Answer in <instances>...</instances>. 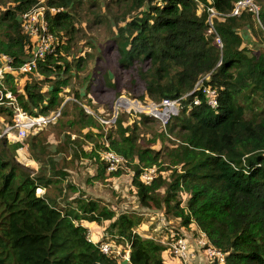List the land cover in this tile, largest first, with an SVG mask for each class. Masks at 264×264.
<instances>
[{
    "label": "trees",
    "instance_id": "1",
    "mask_svg": "<svg viewBox=\"0 0 264 264\" xmlns=\"http://www.w3.org/2000/svg\"><path fill=\"white\" fill-rule=\"evenodd\" d=\"M38 1L13 0L12 7L0 12V53L12 56L16 65L31 54L32 40L23 29L22 13ZM81 1H45L64 8L50 17L55 50L38 61L21 87L18 81L25 75L7 79L18 105L31 115L58 110L60 117L67 114L70 100L63 104L62 91L85 59L79 55L68 60L76 31L69 9ZM121 1L124 10L114 15L117 28L111 39L120 66L132 68L144 82L139 100L182 97L180 111L165 127L143 112H132L135 120L129 122L124 111L114 121L117 135L88 131L83 138L73 137L69 127H97V118L79 104V116L71 118L67 128L61 127L64 139L55 149L42 131L30 133L24 142L0 136V264H119L115 253L101 249L102 243L113 241L131 243L129 264H173L163 259V245L133 233L142 222L139 213L118 214L80 192L74 205L59 202L68 189L77 190L68 179V154L74 167L80 165L79 154L97 164L93 178L108 180L122 174L123 170L107 172L102 158L107 149L128 159L134 172L130 190L142 210H164L169 221L188 231L195 225L212 246L229 254L226 264H264V47L247 45L243 33L250 29L260 37L255 42L264 45V0H259L261 23L248 10L231 15L240 0L116 2ZM209 8L224 14L213 17L212 33H208ZM103 20L108 15L97 14L94 21ZM207 90L218 93L217 108L207 103ZM70 92L71 101L78 103V91ZM195 98L201 99L200 104L194 103ZM12 117L13 108L0 104V120L7 121L0 135ZM86 138L95 145L84 149ZM24 146L38 164L34 172L18 159ZM151 166H157L160 174L145 184L139 175ZM63 181L65 185L57 187ZM50 184L59 193L49 192ZM38 188L46 191L37 193ZM184 193L188 198L183 205ZM106 221L111 238L97 244L90 241L88 225Z\"/></svg>",
    "mask_w": 264,
    "mask_h": 264
},
{
    "label": "rangeland",
    "instance_id": "2",
    "mask_svg": "<svg viewBox=\"0 0 264 264\" xmlns=\"http://www.w3.org/2000/svg\"><path fill=\"white\" fill-rule=\"evenodd\" d=\"M116 1L117 0H82L74 10L69 9L70 13L74 16L76 31L75 38L71 43L72 48L68 55V60L72 61L79 55H83L85 59L81 68L72 72L73 76L68 81V86L62 91L66 96V100L63 104L70 100L66 104L67 114L60 117L57 124H51L40 130L48 137L52 149L62 144L64 133L61 131V127L64 129L67 128L69 120L79 116L77 114L79 113L78 107H80V105L87 110L88 113H91L97 118V127L90 126L89 128L81 129L78 125L70 126L69 129L71 128V131H68L73 137H83L88 131H92V134L101 132L104 137L109 134L117 135V126L113 122L117 111L118 113H123L125 111V118L127 121L132 122V120H135L136 115L132 114V112L137 113L135 112V108H137L136 103L133 102L129 107L122 104L124 107H119V109L116 110V104L119 99L121 100L125 97L126 99L139 100V96L144 95L145 92L144 82L140 80V77L132 68H123L120 66L118 61L119 55L114 51L113 47H111V39L117 28L114 15L120 14L124 10V2L121 1L117 3ZM4 3L5 5L0 4V12L4 7H12L14 5L13 0H5ZM97 14L108 15V20L95 22L94 20ZM262 14L261 7V15ZM255 28L256 30L259 29V27L256 26ZM243 33L247 36V45L253 46L255 49L264 47V45L261 43L259 44L258 41L255 42V37L260 38L259 35L254 37L250 29L245 30ZM27 77L28 74L18 81V87L23 85ZM35 79H37L36 75ZM110 81H112L114 85H111ZM73 90H77L81 98L76 104H74V101H71L74 100V96L72 92H70ZM142 101L147 102L143 103ZM142 101L144 105L152 103L149 96H145V99ZM145 112H148V110H145ZM6 122L5 120H0V127ZM63 122L66 124L63 125ZM94 145V141L86 138L83 148L87 149L88 146L93 147ZM25 146L18 150V159L34 172V170L37 169V165L31 162L32 159L27 154ZM81 157L84 156L79 154L78 159L82 163L80 162L79 166L74 167L76 162H72L71 154L67 155V160L70 162L68 165L71 171L68 179L75 183L78 191L68 189L64 195H62L63 197L59 198V202H61L63 206L74 205V198L81 193L89 198L98 199L101 204L108 206L110 209H114L118 214L126 211L139 213L142 217L139 231L165 247L162 257L166 262L181 264L182 262L177 260L169 249L172 232L180 229L186 234L187 238L195 241L198 233H196L194 229L197 227L193 225L189 231L180 227L175 220L169 221V219L164 216V210L154 211V214L147 215V213L140 208L137 199L131 193V180H129V176L109 177L108 180L106 179L107 176L102 179L93 178L98 171L97 164H92L89 161L80 159ZM58 158H60V155ZM64 183L65 181L59 182L57 187ZM48 190L51 193H59L56 186L52 184L48 186ZM181 197L184 205L187 201L188 194L184 193ZM108 226V221L100 225L93 223L88 225L90 231L93 233L94 240L98 242L111 238ZM113 243L117 245L116 249L120 251L124 250V255L129 251V248L125 249L126 245L123 242L113 241ZM196 250L198 254L195 264H200L199 255H203L205 264H210L207 260L208 258L205 251L200 248H196ZM192 260L189 261V263H192Z\"/></svg>",
    "mask_w": 264,
    "mask_h": 264
},
{
    "label": "built area",
    "instance_id": "3",
    "mask_svg": "<svg viewBox=\"0 0 264 264\" xmlns=\"http://www.w3.org/2000/svg\"><path fill=\"white\" fill-rule=\"evenodd\" d=\"M156 3H161L162 0H152ZM210 14L208 17L210 23V29L208 33L214 32L213 27V17L217 15H224L220 12L215 11L213 8H209ZM242 10H248L253 13V16L257 22L261 23V7L259 5V0H240L236 3L231 15H240ZM64 11L63 7L60 6H49L45 3V0L38 1L29 10L22 13V26L27 35L31 38V54L20 65L15 64V60L12 56L6 53H0V104H5L13 108L12 122L6 124L3 132L0 136L5 135L11 141L24 142L30 133L38 132L41 129L56 123L57 119L61 116V111L58 110L50 115H31L20 107L16 101V95L9 88L8 77L10 75L18 78L20 75H26L33 72L38 65V61L45 58L47 54L53 53L56 47V36L50 29V17L51 15ZM218 43L221 45L220 38H217ZM196 88L191 92L193 93ZM206 93V92H205ZM121 98V97H120ZM182 97L177 99L164 98L159 102L152 101V103L144 105L138 99L131 100L125 97L121 100L128 101L131 100L135 103H140V106L144 109L135 108V112H143L158 118L162 126H166L168 121L180 111V101ZM207 103L212 108L218 107V93L215 90H207L206 93ZM120 99L118 100V108L116 105V110L119 107H124ZM201 99L195 98L194 103L196 105L200 104ZM148 110V112H145ZM130 111V110H128ZM118 111L116 112L117 115ZM116 115L113 122L116 119ZM25 145V144H24ZM103 161L106 164L107 172H115L118 170H123L122 176H129V180L134 176V172L128 168V159L123 155L115 152L112 149H107L102 154ZM129 173V174H128ZM164 173V172H163ZM160 174L157 166H151L144 168L140 173L139 178L145 184H151L152 181ZM43 188H38L37 193H43ZM147 215L154 214V211L143 210ZM140 227V226H139ZM134 229L133 233H138L142 237L147 236L142 234L139 229ZM197 234V239L192 241V239L187 238L180 229L172 232L171 241L169 243V249L171 254L180 260L181 264H195L196 256L198 251L196 248L203 249L206 253L207 260L210 264H226L228 253H225L214 246L211 245L206 234L196 228L194 229ZM89 228V240L98 243L94 240L93 233ZM102 241V240H101ZM100 242V241H99ZM131 243L126 242V248L129 251L124 255L123 250L116 249L117 245L114 243H102L101 249L104 253H115L119 257V264L124 258H129V252L131 248ZM125 248V249H126ZM193 259V260H192ZM192 260V263L189 261Z\"/></svg>",
    "mask_w": 264,
    "mask_h": 264
},
{
    "label": "bare ground",
    "instance_id": "4",
    "mask_svg": "<svg viewBox=\"0 0 264 264\" xmlns=\"http://www.w3.org/2000/svg\"><path fill=\"white\" fill-rule=\"evenodd\" d=\"M120 103L126 105V107H129V106L132 105L133 101H131V100H128V101L121 100ZM134 103H135V102H134ZM136 106H137L138 108H140V109H144V107L140 106V103H138V104L136 103ZM32 162H34V161H32Z\"/></svg>",
    "mask_w": 264,
    "mask_h": 264
},
{
    "label": "crops",
    "instance_id": "5",
    "mask_svg": "<svg viewBox=\"0 0 264 264\" xmlns=\"http://www.w3.org/2000/svg\"><path fill=\"white\" fill-rule=\"evenodd\" d=\"M245 38H247V36H245ZM85 161H87V160H85ZM31 162H32V160H31ZM34 163L37 165V168H38V164L35 161H34ZM43 190L46 191V188H43ZM199 256H200V258H199L200 259V264H205V261L203 260V255H199Z\"/></svg>",
    "mask_w": 264,
    "mask_h": 264
},
{
    "label": "water",
    "instance_id": "6",
    "mask_svg": "<svg viewBox=\"0 0 264 264\" xmlns=\"http://www.w3.org/2000/svg\"><path fill=\"white\" fill-rule=\"evenodd\" d=\"M116 105H117V108H118V101H117ZM116 117H117V115H116ZM120 264H129V258H124L123 260H121Z\"/></svg>",
    "mask_w": 264,
    "mask_h": 264
},
{
    "label": "clouds",
    "instance_id": "7",
    "mask_svg": "<svg viewBox=\"0 0 264 264\" xmlns=\"http://www.w3.org/2000/svg\"><path fill=\"white\" fill-rule=\"evenodd\" d=\"M40 1V0H39ZM46 1V0H45ZM56 14V13H55ZM222 45V44H221Z\"/></svg>",
    "mask_w": 264,
    "mask_h": 264
}]
</instances>
